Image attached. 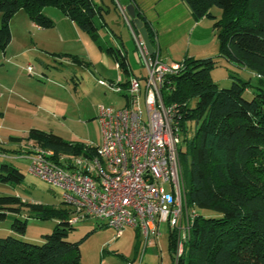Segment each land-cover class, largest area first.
<instances>
[{"label":"trees","instance_id":"trees-1","mask_svg":"<svg viewBox=\"0 0 264 264\" xmlns=\"http://www.w3.org/2000/svg\"><path fill=\"white\" fill-rule=\"evenodd\" d=\"M108 1L104 6L93 0H0V52L11 40L9 21L16 12L24 11L31 22L46 29L53 21L43 9L54 7L128 73L122 48L98 38L100 29H110L104 14L111 10L120 22L117 7L131 3L155 52L154 34L133 0ZM183 1L194 19L212 22L217 56L255 74L257 83L251 85L248 79L229 74L230 86L219 87L210 75L216 66L214 58L186 56L180 60L182 68L168 77L162 90L163 102L177 107L182 128L178 160L183 201L195 213L176 264H264V0ZM212 7L220 10L219 16L212 13ZM130 26L137 35L131 21ZM70 58L88 64L76 55ZM246 90L251 91L249 99L243 96ZM26 139L51 149L55 157L93 151L83 142L38 128H31ZM9 140L19 143L21 139L10 136ZM21 152L0 145V158ZM23 177L12 163L0 159V184L14 186ZM21 211L40 220L55 219L57 224L50 233L41 235L40 244L14 235L0 237V264H81L79 241L66 239L73 225L67 221L70 209L65 203L44 205L0 193V221L8 213ZM25 228V221L18 219L10 225L21 235ZM175 245V231L168 229L170 257ZM170 264H174L172 257Z\"/></svg>","mask_w":264,"mask_h":264},{"label":"rangeland","instance_id":"rangeland-1","mask_svg":"<svg viewBox=\"0 0 264 264\" xmlns=\"http://www.w3.org/2000/svg\"><path fill=\"white\" fill-rule=\"evenodd\" d=\"M122 10L125 11L123 7ZM211 11L217 16L220 14L218 8L212 7ZM21 13L28 18L24 11ZM123 21L120 18L119 27L109 25L110 34L100 29L98 38L114 46L111 36L120 35L132 73L143 74L145 71L135 48L133 33L129 30V24ZM32 34H28L25 47L23 41L8 48V52L13 49L18 53L9 52L10 61L0 68V145L22 151L0 159L12 163L24 176L20 184H0V193L15 194L27 202L58 206L62 201L61 189L28 171L29 160L24 157L25 151L35 145L33 140L26 139L28 131L38 128L51 131L66 140L98 144L101 138L100 125L96 119L98 107L119 108L124 100L121 95L100 86L97 80H107L120 72L112 58L100 51L91 38L88 52L92 64L84 59L88 63L86 65L73 62L70 56L74 54L71 53H51L34 45L31 49L29 37ZM212 58L216 66L210 75L219 87L230 86L229 74L248 79L251 85L257 83V77L249 70L232 65L219 56ZM27 66H31V72L26 70ZM243 96L251 98V91L246 90ZM10 136L21 140L19 143L12 142ZM15 219L25 221L23 235L10 229ZM56 224L55 219L32 218L27 211L8 213L0 221V237L14 235L26 242L40 244L41 235L50 233ZM157 234L153 244L144 247L143 240L134 230L127 229L116 234L99 220L89 218L74 224L66 239L79 241L81 264H170L165 222L160 223Z\"/></svg>","mask_w":264,"mask_h":264},{"label":"built area","instance_id":"built-area-1","mask_svg":"<svg viewBox=\"0 0 264 264\" xmlns=\"http://www.w3.org/2000/svg\"><path fill=\"white\" fill-rule=\"evenodd\" d=\"M135 48L143 75H131L123 84L97 80L121 95L124 103L119 108L98 107L100 142L85 143L92 152L55 157L51 149L34 145L24 157L31 174L61 189V200L70 209L69 224L93 218L116 234L132 229L146 247L165 222L176 234L171 256L176 264L195 213L183 201L177 107L163 102L162 90L182 63L149 53L139 37ZM26 70L31 72V66Z\"/></svg>","mask_w":264,"mask_h":264},{"label":"crops","instance_id":"crops-1","mask_svg":"<svg viewBox=\"0 0 264 264\" xmlns=\"http://www.w3.org/2000/svg\"><path fill=\"white\" fill-rule=\"evenodd\" d=\"M93 1L97 4L102 3L104 6L109 3L108 0ZM133 1L153 31L155 50L162 60L180 61L186 56L206 58L218 55L217 39L211 26L212 22L207 18L194 19L183 0ZM122 7L125 10V6H118L117 9L122 16L121 18L128 24L125 11L122 10ZM43 12L53 21V26L48 29L36 26L25 15H22L21 10L16 12L10 19L11 40L4 52L0 53V68H3L5 62L10 61L11 56L8 53L13 49L8 52V48L13 44L22 43L23 41L25 47L30 32L34 34L31 35L32 37H29L31 49L35 46L40 50L50 51L51 53H71L77 55L81 60L86 59L91 65V56L88 52L91 44L90 37L82 32L72 20L63 15L59 10L45 7ZM104 18L109 25L118 27L121 25L117 15L111 10L104 14ZM128 27L131 33H133L131 26L128 25ZM103 29L107 33H111V30L107 28ZM136 37H138V34H133L134 43ZM111 38L114 39V46L121 47L126 56V49L120 35L111 36ZM13 52L18 53V51H12L11 53L13 54ZM127 68L128 73H124L118 68L121 75L118 73L117 76L107 78V81H118L119 84H123L131 75L139 76L144 74L132 73L129 64ZM135 232L139 237V233Z\"/></svg>","mask_w":264,"mask_h":264},{"label":"water","instance_id":"water-1","mask_svg":"<svg viewBox=\"0 0 264 264\" xmlns=\"http://www.w3.org/2000/svg\"><path fill=\"white\" fill-rule=\"evenodd\" d=\"M125 17H127L126 19L128 20V24L130 23L129 21L133 23V26L138 32V37L142 39L147 51L149 53H152L154 49L149 42L147 30L144 27L142 20L135 16V9L133 4L129 3L125 6Z\"/></svg>","mask_w":264,"mask_h":264},{"label":"bare ground","instance_id":"bare-ground-1","mask_svg":"<svg viewBox=\"0 0 264 264\" xmlns=\"http://www.w3.org/2000/svg\"><path fill=\"white\" fill-rule=\"evenodd\" d=\"M186 202V201H185Z\"/></svg>","mask_w":264,"mask_h":264}]
</instances>
